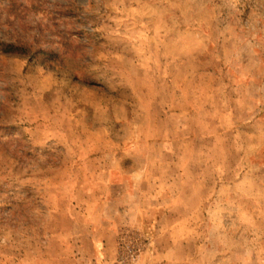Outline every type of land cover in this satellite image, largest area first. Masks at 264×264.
<instances>
[{
	"label": "rangeland",
	"instance_id": "1",
	"mask_svg": "<svg viewBox=\"0 0 264 264\" xmlns=\"http://www.w3.org/2000/svg\"><path fill=\"white\" fill-rule=\"evenodd\" d=\"M0 42V264H264V0H0Z\"/></svg>",
	"mask_w": 264,
	"mask_h": 264
},
{
	"label": "crops",
	"instance_id": "2",
	"mask_svg": "<svg viewBox=\"0 0 264 264\" xmlns=\"http://www.w3.org/2000/svg\"><path fill=\"white\" fill-rule=\"evenodd\" d=\"M114 170V172L111 173V175H117L118 177L121 175V172L119 170L118 167H114L113 169H110V171ZM124 170V169H123ZM137 172H133L131 174H126V175H122V178H125L127 176V180L129 183H132L133 180L136 176ZM108 186V185H107ZM116 190L120 191V189H122L123 191L121 192H118V196L114 197L112 195H108L107 197L105 196V199L103 200L104 201V204H105V207L107 208V217L109 218H106V222L108 223V227L109 228H113V226H116L115 225V222L113 221L114 219H120L123 214L125 212H128V210H130V205L132 206V204H130V202L128 201V198L126 197H130L131 195H126L127 191H125V186L124 185H114ZM111 187V185H110ZM124 201V202H122ZM141 212V216L140 218L142 217L144 211L142 209V211L140 210ZM112 233L114 232V230H111ZM115 233V232H114ZM102 245H105L103 242H102Z\"/></svg>",
	"mask_w": 264,
	"mask_h": 264
},
{
	"label": "trees",
	"instance_id": "3",
	"mask_svg": "<svg viewBox=\"0 0 264 264\" xmlns=\"http://www.w3.org/2000/svg\"><path fill=\"white\" fill-rule=\"evenodd\" d=\"M33 50L34 48L27 44H7L0 42V51L7 55H19L31 60L35 58Z\"/></svg>",
	"mask_w": 264,
	"mask_h": 264
}]
</instances>
